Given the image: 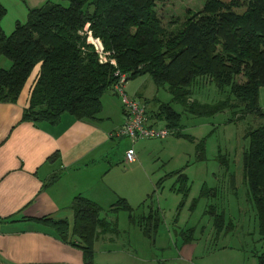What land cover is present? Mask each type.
<instances>
[{"label":"trees","instance_id":"obj_1","mask_svg":"<svg viewBox=\"0 0 264 264\" xmlns=\"http://www.w3.org/2000/svg\"><path fill=\"white\" fill-rule=\"evenodd\" d=\"M68 1L67 6L47 1L30 7L26 21L18 20L9 34L2 26L8 10L0 2V56L11 60L9 67L0 65V102H16L39 65L22 121L58 124L64 113L95 121L103 109L104 93L113 88L121 73L127 74V81L149 74L158 86H166L172 95L170 100L154 96L144 102L157 103L158 108L150 110L152 122L176 136L194 140L184 131L183 111L173 102L200 116L231 109L234 115L227 121L249 114L264 117V104L260 102V87L264 86V0H204L201 9L189 8L182 21L178 16L168 25L159 14L160 0ZM87 24L108 52L106 62L100 61L98 51L89 42L84 31ZM203 80L214 83L224 97L211 102L193 98ZM245 137L249 138L243 151L246 194L256 207L264 237V121L251 125ZM205 140L204 136L198 143L199 158L205 157ZM58 157L59 152H55L48 158ZM223 157L228 163V157ZM184 169L171 174H177L185 198L190 183ZM61 173V169L52 173L44 186ZM152 200L150 195L138 204L148 205L149 210L137 214L138 207L120 197L104 213L101 204L79 193L70 204L72 222L51 215L38 219L50 225L62 241L80 248L84 264H124L95 260L96 241L104 234L119 231L118 219L109 218L108 213L124 209L132 223L138 224L144 234L152 235L161 220ZM215 223L218 231L222 230L223 212L217 214ZM192 239L186 238L185 242ZM257 256L258 264H264V250Z\"/></svg>","mask_w":264,"mask_h":264},{"label":"rangeland","instance_id":"obj_2","mask_svg":"<svg viewBox=\"0 0 264 264\" xmlns=\"http://www.w3.org/2000/svg\"><path fill=\"white\" fill-rule=\"evenodd\" d=\"M17 1L21 4L20 0ZM58 1L65 6L69 4L68 0ZM203 2L204 0H160L158 10L164 25H168L170 20L178 16L182 21L189 8L193 11L201 9ZM4 3L10 10L8 17L13 20L12 5L6 0ZM8 17H5V24ZM16 17L24 22L27 19ZM10 64L9 58L0 56V65L9 67ZM147 77L151 76L148 74ZM151 79L154 81L152 77ZM141 80L138 78L132 83L138 86ZM155 89L157 93L154 90V94L161 100L171 99L172 95L166 86L155 84ZM140 90L143 92L142 97H136L146 101L144 91L141 88ZM117 97L119 98L118 95ZM221 97L224 94L219 92L218 87L205 80L195 88L193 94V98L208 102ZM119 101L122 103L121 96ZM260 102L264 104V86L260 87ZM156 104L154 100L150 102L151 106L155 105V109L158 108ZM173 104L175 108L183 111L181 121L184 131L190 133L194 140L176 136L174 133L166 137H139L133 144L137 160L132 164L123 161V144L131 141L125 135L122 136L120 152H117L121 156L117 163L121 168L116 164L111 166L113 174L118 168L120 175H128V179H135L131 176V166H135L133 169L137 171V179L140 169L146 171L147 182L140 177L144 192L133 196L127 191L120 192L129 194L131 201H128L138 207L135 210L137 214L149 210L148 205L138 204L152 195V206L159 209L160 225L152 235H146L138 224L129 220L128 211L120 209L116 214L109 212V218L118 219L119 231L108 234L114 236L113 240L100 238L96 241L95 260L103 263L123 261L124 264H258L257 253L264 250V237L259 230L256 207L247 199L243 151L249 144V138L245 137L246 130L251 125L263 122L264 117L249 114L240 120L227 121L234 115L231 109L200 116L184 111L180 103ZM150 110L146 104L149 122L154 120ZM204 136L205 157L199 158L200 149L197 146ZM114 137V142H118L120 136ZM223 155L228 157V163ZM183 167L189 175L190 183V191L185 198L179 190L177 174H171ZM125 169L128 171L124 172ZM122 181L125 182L124 179ZM120 197L124 196L116 194L112 201L106 203H115ZM108 208L109 205L104 207V213ZM222 212L225 214V224L218 231L216 216ZM186 238H193L192 242L197 246L192 261L178 255V248L183 247Z\"/></svg>","mask_w":264,"mask_h":264},{"label":"crops","instance_id":"obj_3","mask_svg":"<svg viewBox=\"0 0 264 264\" xmlns=\"http://www.w3.org/2000/svg\"><path fill=\"white\" fill-rule=\"evenodd\" d=\"M6 1L12 5L14 13L12 20L8 17L9 8L4 0H0L8 10L7 24L6 16L2 20L6 33L14 30L18 20L22 21L16 16L27 18L30 7L41 6L47 1L59 2L20 0V4L17 0ZM38 71L39 65L16 102H0V264H84L83 251L62 241L50 225L38 218L51 215L66 217L72 222L74 212L70 204L79 193L103 207H110L112 203L106 202L112 201L116 194L131 201L129 194L120 191H127L132 196L141 194L145 189L140 177L147 182V173L140 169L137 179L135 166H131V176L135 179H128V175H120L118 171L121 167L117 163L121 156L117 152H120L122 136L125 135L114 142L115 137L111 133L124 122L125 114L119 101L120 95L112 88L104 93L103 109L95 121L81 120L70 113H64L58 124L22 121ZM147 75L128 80L125 83L126 93L135 98L136 95L142 97L141 88L146 99L158 97L154 94L156 83ZM138 78L142 80L137 86L132 81ZM147 105L149 110L152 107L155 109V105ZM149 123L158 125L152 121ZM133 144V139L123 144L125 153L134 147ZM55 152H59L57 159L48 158ZM125 153L124 162L133 164L137 160L127 161ZM113 164L118 167L114 174ZM59 169L62 170L60 177L45 187L44 182ZM108 234L101 238L113 240L114 236ZM193 245L192 241L184 242L183 247L178 248V255L192 261L197 248Z\"/></svg>","mask_w":264,"mask_h":264},{"label":"built area","instance_id":"obj_4","mask_svg":"<svg viewBox=\"0 0 264 264\" xmlns=\"http://www.w3.org/2000/svg\"><path fill=\"white\" fill-rule=\"evenodd\" d=\"M90 25L87 24L84 31L88 33L89 42H91L99 53L100 61L106 62L108 60V52L102 42L92 36L90 31ZM111 62L116 64L115 59H111ZM117 74L119 71L116 72ZM127 82V74L121 73L119 80L113 85V90L119 93L123 104V112L125 114L124 122L115 129L112 136L128 135L131 139L136 140L143 136H159L164 137L171 132L164 129V127L153 125L149 123L146 103L138 100L135 97L129 96L126 91L124 84ZM125 158L127 161H135L137 159L136 151L134 148H129L126 151Z\"/></svg>","mask_w":264,"mask_h":264}]
</instances>
